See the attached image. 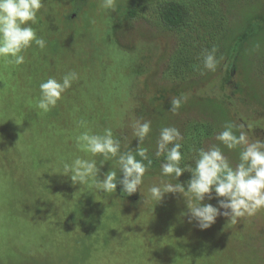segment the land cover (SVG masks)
Listing matches in <instances>:
<instances>
[{"label": "rangeland", "instance_id": "374dc122", "mask_svg": "<svg viewBox=\"0 0 264 264\" xmlns=\"http://www.w3.org/2000/svg\"><path fill=\"white\" fill-rule=\"evenodd\" d=\"M167 1L189 11L185 33L161 25ZM101 4L43 0L31 26L45 49L33 44L19 66L0 59V264H264V209L235 224L218 216L201 231L189 223L187 197L169 193L155 204L148 191L163 183L186 189L191 179L190 172L176 181L161 175L162 127L183 137L181 167H194L195 150L218 143L225 122L243 126L250 141L264 140V0ZM218 38L222 59L215 73L205 72L201 54ZM68 71L79 79L55 108L39 110L40 83ZM182 95L187 101L173 115L170 100ZM138 119L151 121L142 146L152 163L135 204L60 175L62 161L91 158L78 149L76 137L87 130L78 121L96 134L111 128L121 151L135 152ZM221 148L235 167L240 149ZM95 159L99 180L119 171L115 158L103 166Z\"/></svg>", "mask_w": 264, "mask_h": 264}, {"label": "clouds", "instance_id": "9594fccd", "mask_svg": "<svg viewBox=\"0 0 264 264\" xmlns=\"http://www.w3.org/2000/svg\"><path fill=\"white\" fill-rule=\"evenodd\" d=\"M101 6L106 10H113L115 0H102ZM42 7L43 0H0V59L5 63L15 66L24 64V53L33 44L40 50L45 49L47 41L42 36H37L36 30L31 26L37 23V14ZM216 53L215 46L211 50H203L201 55L205 72L217 71L222 57L218 59ZM78 79L77 72L68 71L60 80L49 77L41 82L36 107L44 113L51 111ZM186 101L187 97L183 95L172 97L169 112L175 115ZM77 126L87 129L76 137L78 149L91 158L77 156L70 162L62 161L60 175L68 177L73 184L91 185L104 194L114 193L117 185H120L121 191L127 196L136 193L152 163L148 148L142 146L151 132V121L138 119L132 124L133 136L138 142L135 152L129 148L122 152L121 141L114 137L111 128H105L102 134H96L88 129L85 120L78 121ZM182 140L177 128L160 129L155 155L157 158L164 156L161 175L176 181L184 172H190L191 179L187 182L186 189L180 183H163L150 187L149 195L155 204L165 194H183L188 198L189 223L195 221L201 231L209 229L218 216L227 217L235 224L239 218L253 216L264 209V140L250 141L243 126L225 122L223 130L215 135L218 143L206 150H195L194 167H181L184 159L181 152ZM221 145L229 151L240 149L239 163L235 167L224 155ZM95 157L101 158V166L115 158L122 178L118 179L117 172L110 170L99 180L100 169ZM144 161H147V165ZM206 196L209 200L216 198L217 205L202 203Z\"/></svg>", "mask_w": 264, "mask_h": 264}, {"label": "trees", "instance_id": "16d2710c", "mask_svg": "<svg viewBox=\"0 0 264 264\" xmlns=\"http://www.w3.org/2000/svg\"><path fill=\"white\" fill-rule=\"evenodd\" d=\"M77 12V9L75 10ZM159 21L163 28L175 34H183L186 30L191 28V15L186 7L175 1H167L159 7ZM222 38H218L213 46H217ZM217 58L220 56V46H217ZM224 48V47H223ZM118 179L122 178V175L117 171ZM114 194L119 199H125L135 204L138 201L139 196L134 193L127 196L126 193L121 191L120 185H117Z\"/></svg>", "mask_w": 264, "mask_h": 264}]
</instances>
